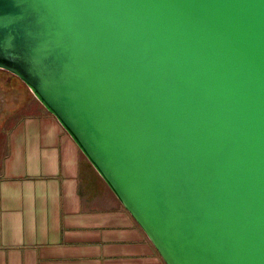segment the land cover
Instances as JSON below:
<instances>
[{
    "label": "water",
    "instance_id": "obj_1",
    "mask_svg": "<svg viewBox=\"0 0 264 264\" xmlns=\"http://www.w3.org/2000/svg\"><path fill=\"white\" fill-rule=\"evenodd\" d=\"M0 69L165 264H264V0H0Z\"/></svg>",
    "mask_w": 264,
    "mask_h": 264
},
{
    "label": "crops",
    "instance_id": "obj_2",
    "mask_svg": "<svg viewBox=\"0 0 264 264\" xmlns=\"http://www.w3.org/2000/svg\"><path fill=\"white\" fill-rule=\"evenodd\" d=\"M14 91L0 152V264H165L58 120L22 82Z\"/></svg>",
    "mask_w": 264,
    "mask_h": 264
},
{
    "label": "rangeland",
    "instance_id": "obj_3",
    "mask_svg": "<svg viewBox=\"0 0 264 264\" xmlns=\"http://www.w3.org/2000/svg\"><path fill=\"white\" fill-rule=\"evenodd\" d=\"M11 76L10 72L0 69V152L3 148V142L6 140L7 131L10 127L11 122L16 118L17 113L12 112V103L18 98L14 97V94L19 93L17 91H8L6 88H3L5 78ZM3 83V85H2ZM23 101V98L20 97L19 104ZM22 105H25V101L22 102ZM13 114H12V113ZM11 113V114H10Z\"/></svg>",
    "mask_w": 264,
    "mask_h": 264
},
{
    "label": "flooded vegetation",
    "instance_id": "obj_4",
    "mask_svg": "<svg viewBox=\"0 0 264 264\" xmlns=\"http://www.w3.org/2000/svg\"><path fill=\"white\" fill-rule=\"evenodd\" d=\"M11 79H12L11 76H8L7 78L4 79L6 83H4L3 88H6L8 91L14 90L13 85L9 83V82H11ZM2 85H3V83H2Z\"/></svg>",
    "mask_w": 264,
    "mask_h": 264
},
{
    "label": "trees",
    "instance_id": "obj_5",
    "mask_svg": "<svg viewBox=\"0 0 264 264\" xmlns=\"http://www.w3.org/2000/svg\"><path fill=\"white\" fill-rule=\"evenodd\" d=\"M11 78H12V79H11V82H12V83H15V84H16L17 82H18V83L21 82L16 76H14V75H12V74H11ZM15 84H12L13 87H15Z\"/></svg>",
    "mask_w": 264,
    "mask_h": 264
}]
</instances>
